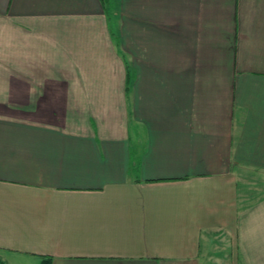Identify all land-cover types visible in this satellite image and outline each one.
I'll use <instances>...</instances> for the list:
<instances>
[{
    "label": "crops",
    "instance_id": "0c3cea01",
    "mask_svg": "<svg viewBox=\"0 0 264 264\" xmlns=\"http://www.w3.org/2000/svg\"><path fill=\"white\" fill-rule=\"evenodd\" d=\"M112 1L0 0V257L264 264V0Z\"/></svg>",
    "mask_w": 264,
    "mask_h": 264
},
{
    "label": "trees",
    "instance_id": "16d2710c",
    "mask_svg": "<svg viewBox=\"0 0 264 264\" xmlns=\"http://www.w3.org/2000/svg\"><path fill=\"white\" fill-rule=\"evenodd\" d=\"M104 2V6L106 9V13L109 15L110 14V10L113 7V2L112 0H102ZM129 85H130V78L129 76L126 79V90H129ZM51 262V258L47 257L42 259V261L40 262V264H50ZM0 264H6V262L0 257Z\"/></svg>",
    "mask_w": 264,
    "mask_h": 264
},
{
    "label": "rangeland",
    "instance_id": "374dc122",
    "mask_svg": "<svg viewBox=\"0 0 264 264\" xmlns=\"http://www.w3.org/2000/svg\"><path fill=\"white\" fill-rule=\"evenodd\" d=\"M113 2V1H112ZM231 264V263H230ZM236 264H241L239 260H237V263Z\"/></svg>",
    "mask_w": 264,
    "mask_h": 264
}]
</instances>
